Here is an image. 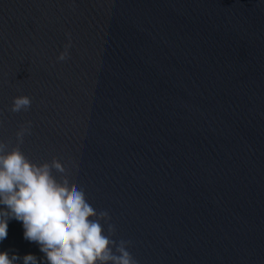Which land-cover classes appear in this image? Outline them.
<instances>
[{
  "label": "water",
  "instance_id": "obj_1",
  "mask_svg": "<svg viewBox=\"0 0 264 264\" xmlns=\"http://www.w3.org/2000/svg\"><path fill=\"white\" fill-rule=\"evenodd\" d=\"M0 144L135 264H264V4L0 0ZM0 251L44 264L16 221Z\"/></svg>",
  "mask_w": 264,
  "mask_h": 264
},
{
  "label": "clouds",
  "instance_id": "obj_2",
  "mask_svg": "<svg viewBox=\"0 0 264 264\" xmlns=\"http://www.w3.org/2000/svg\"><path fill=\"white\" fill-rule=\"evenodd\" d=\"M59 59L65 60L66 53ZM30 104L28 97L17 98L12 111ZM104 217L108 214H98L84 191L70 185L60 162L36 164L19 149L6 152L0 144V244L8 238L9 224L16 221L22 224L24 239L43 254L44 264H135L123 247L114 254L115 241L104 235ZM21 260L41 264L33 254L21 257L0 251V264Z\"/></svg>",
  "mask_w": 264,
  "mask_h": 264
}]
</instances>
